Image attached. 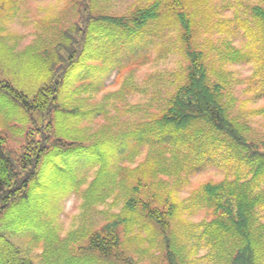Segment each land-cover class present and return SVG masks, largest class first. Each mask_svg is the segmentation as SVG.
<instances>
[{
    "label": "trees",
    "instance_id": "trees-1",
    "mask_svg": "<svg viewBox=\"0 0 264 264\" xmlns=\"http://www.w3.org/2000/svg\"><path fill=\"white\" fill-rule=\"evenodd\" d=\"M101 1L54 0L65 3L69 25L56 29L59 17L42 18L51 24L42 27L47 44L38 40L17 54L16 37L0 24V120L12 124L14 135L24 134L15 123L27 127L26 143L16 152L0 135V218L13 222V211L21 213L16 202L32 194L40 171L49 164L62 171L74 154L76 177L63 184L83 200V224L66 236L60 227L43 225L41 243L20 248L0 233V264H34V256L42 264H140L151 261L152 248L158 251L152 264H264L258 212L264 209V138L241 114L264 119V106L252 107L264 97V0H148L126 14L108 12ZM229 8L233 17L223 18ZM171 29L184 64L169 90L152 96L146 110L156 104L157 112L118 128L105 124L92 130L108 101L124 100L129 87L110 93L102 105L88 98L71 102L79 92L69 90L74 84L85 87L84 93L103 88L80 66L91 70L117 48L144 56ZM238 35L244 38L241 47L231 42ZM27 54L31 67L24 70L19 63ZM245 64H256L250 83L262 92L236 113L239 99L226 67ZM210 163L226 166L222 180L205 182L179 200L190 178ZM112 196L110 206L122 203L117 214H110ZM100 206L107 208L96 212L97 226L93 211ZM202 208L213 216L191 221Z\"/></svg>",
    "mask_w": 264,
    "mask_h": 264
},
{
    "label": "rangeland",
    "instance_id": "rangeland-1",
    "mask_svg": "<svg viewBox=\"0 0 264 264\" xmlns=\"http://www.w3.org/2000/svg\"><path fill=\"white\" fill-rule=\"evenodd\" d=\"M101 1L103 7L107 9L108 12L117 14H126L129 9L137 5V3L144 4L148 0H104ZM222 0H218L217 3L221 4ZM233 1V0H224ZM263 0H243L245 4H258ZM54 0H0V24L4 23L6 32L11 33L12 37H16L13 40V45H17L16 52H21L24 48L29 45L36 46L38 40L43 45L47 44L48 35L42 31V27H51V24L46 22L47 20H42L44 17L57 16L62 21V23L57 22L54 26L56 29L59 27H64L69 25L68 20H70L71 15H67L66 12H62V8L65 6L64 2H55ZM234 15V8H229L224 12H221L223 18H231ZM41 19V20H40ZM39 21H42L38 23ZM37 24L40 26L38 27ZM39 28L41 29L39 31ZM63 29V28H62ZM12 41V39H11ZM157 42L160 44L150 45V50H146L147 54H144L145 59L143 60L142 54L137 51H122L112 49L113 51L108 52L102 59L96 64L97 67L80 66L81 69H87L85 75H91L94 81V86L102 83L103 88L101 91H92L88 88L87 93L82 92L85 87H78L76 84L70 87V91H74L78 88V94L71 97V102L78 103L82 99L91 104L102 105L107 103V95L117 91L122 88L123 85L127 84L129 91L124 96V100H117L115 97H111L112 100H117L119 102L108 101L107 113L105 116L101 117L91 125V129L95 130L100 126L109 124L110 126H115V128L130 124L139 119L147 118V114L157 112L156 104L147 109V106L151 103L152 96H155L158 91L164 93V90H169V83L174 79L173 75L175 73H180L182 71V56L179 52L178 42L176 38L175 29L167 30L164 37ZM231 42L235 47H241L244 42V38L238 35L236 38L232 37ZM42 45V46H43ZM163 45V48H159ZM131 47V45H130ZM31 53L35 51H30ZM35 54V53H34ZM31 55L27 54V58H24L26 62L19 63L21 68L27 70L31 67L28 57ZM147 58V59H146ZM123 65H119L118 64ZM143 60V61H142ZM143 63L141 65L140 63ZM16 64V62H15ZM256 64L248 65H237L226 67L228 71L231 72L230 79L234 82L232 85L233 96L238 100L236 106V113H239L242 102H248V107L250 104L257 101L256 96L262 92L260 89H256L258 83H250V78L253 76ZM138 66V67H137ZM128 83L126 82L127 79ZM138 89V90H137ZM69 92L66 91L64 96H68ZM110 98V99H111ZM246 105V106H247ZM261 105L264 106V97L252 107ZM246 111V110H245ZM246 117L248 124L251 126L254 133L259 138H264V119L259 117L251 116L248 112L241 113ZM12 129V124L8 122H3L0 120V135L5 136L8 142V148L14 149L16 152L20 150V147L26 143L27 135H25L27 127L23 124L15 123L18 130L23 131L24 134L14 135L8 129ZM21 145V146H20ZM76 161L75 154L71 159L70 163L67 165H62V171H59L56 166L47 165L45 172L42 170L33 183L37 184L36 188L32 191V194H28L25 200L16 202V206L21 208V213L13 211V222L10 217L0 218V233L5 235L11 242L15 245L23 248L24 246L34 247V244H39L41 236H43V230L41 227L43 225L49 224L53 229L60 227V235L66 236L67 232L70 230H75L83 224L81 219L83 215V200L77 193L69 192L71 188L70 185L63 184L67 179L76 177V169H71L72 164ZM141 161V157L136 159L131 167L137 165ZM220 162V161H219ZM60 162L55 161V164H60ZM222 163V162H220ZM85 170V169H84ZM190 178L189 185L181 193L179 200L186 198L189 193L198 188L201 184L205 182H218L226 174V166L221 164L210 163L206 167L201 168ZM94 172L88 171L87 176L91 178L94 176ZM87 178V181L91 180ZM88 181V182H89ZM49 188L48 191H44L45 188ZM36 193V194H35ZM115 196H112L109 201L110 214H117L121 209V201L110 206L115 201ZM107 207L100 206L99 209L96 208L93 212L94 221L97 223L99 221V216L96 212L101 213L105 211ZM261 220L264 222V209L258 210ZM213 216V212L208 209H199L197 213L191 216V221L194 223L209 220ZM21 217L22 223L18 220ZM27 223V224H26ZM100 225L98 222L97 226ZM137 236V232L135 233ZM135 236V235H133ZM143 247H149L148 243H145ZM38 248V247H37ZM34 252H40V250H35ZM202 255L204 252L201 253ZM148 259L155 262L158 257V251L156 248H152V252L149 253ZM136 259V258H135ZM151 261H143L140 264H152ZM34 264H42L38 257L33 258Z\"/></svg>",
    "mask_w": 264,
    "mask_h": 264
}]
</instances>
